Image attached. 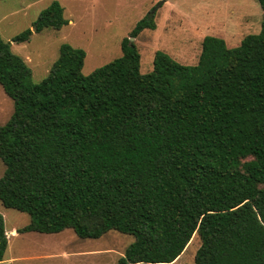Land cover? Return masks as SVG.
Returning <instances> with one entry per match:
<instances>
[{"label":"trees","instance_id":"trees-1","mask_svg":"<svg viewBox=\"0 0 264 264\" xmlns=\"http://www.w3.org/2000/svg\"><path fill=\"white\" fill-rule=\"evenodd\" d=\"M68 23L53 1L36 30ZM155 28L151 14L130 37ZM121 47L85 76V50L63 44L34 83L0 35V85L14 103L0 126V202L29 214L18 233L116 230L133 237L117 264H171L197 234L194 264H264V19L236 46L206 36L195 65L157 51L142 73L135 42ZM8 244L0 213V263Z\"/></svg>","mask_w":264,"mask_h":264},{"label":"rangeland","instance_id":"rangeland-1","mask_svg":"<svg viewBox=\"0 0 264 264\" xmlns=\"http://www.w3.org/2000/svg\"><path fill=\"white\" fill-rule=\"evenodd\" d=\"M53 1L64 9L69 21L61 30L41 32L36 22ZM155 15V29L130 37L138 22ZM264 11L258 0H3L0 1V35L11 42L12 51L33 71V82L47 77L63 44L85 50V76L122 55V42L129 38L141 54V71L154 68L157 51L169 54L184 65L198 63L206 36L223 38L229 46L239 45L248 34L258 33ZM31 29L28 42L12 39ZM14 111L13 100L0 85V126ZM0 160V178L5 172ZM8 237L5 260L0 264H117L133 237L111 230L99 239H82L67 229L60 233H18L29 225V214L6 208L0 202ZM17 231L16 236L13 232ZM12 235V236H11ZM201 246L196 234L183 254L171 264H194Z\"/></svg>","mask_w":264,"mask_h":264},{"label":"bare ground","instance_id":"bare-ground-1","mask_svg":"<svg viewBox=\"0 0 264 264\" xmlns=\"http://www.w3.org/2000/svg\"><path fill=\"white\" fill-rule=\"evenodd\" d=\"M13 234H15L14 236L18 235L17 232H13Z\"/></svg>","mask_w":264,"mask_h":264},{"label":"crops","instance_id":"crops-1","mask_svg":"<svg viewBox=\"0 0 264 264\" xmlns=\"http://www.w3.org/2000/svg\"><path fill=\"white\" fill-rule=\"evenodd\" d=\"M15 232H17V231H15ZM5 260V259H4Z\"/></svg>","mask_w":264,"mask_h":264}]
</instances>
